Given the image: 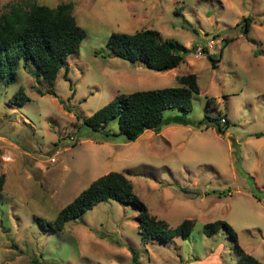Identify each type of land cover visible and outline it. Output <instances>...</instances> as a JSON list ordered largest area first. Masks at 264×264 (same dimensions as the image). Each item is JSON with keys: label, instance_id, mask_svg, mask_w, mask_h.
I'll return each instance as SVG.
<instances>
[{"label": "rangeland", "instance_id": "rangeland-1", "mask_svg": "<svg viewBox=\"0 0 264 264\" xmlns=\"http://www.w3.org/2000/svg\"><path fill=\"white\" fill-rule=\"evenodd\" d=\"M67 1L86 31L68 69L50 85L20 61L15 79L0 84V264H130L128 245L139 264H238L226 229L203 230L218 218L264 264V0H0V11ZM246 16L253 21L242 31ZM140 28L187 46L184 60L156 70L110 52L112 31ZM208 53L219 57L216 66ZM186 72L199 84L192 107L167 108L158 132L127 140L113 134L116 118L100 130L82 122L118 93L177 85ZM19 88L29 98L10 102ZM219 114L228 118L223 131ZM109 170L124 172L149 213L170 227L193 218L190 233L143 241L137 207L112 198L59 230L38 222Z\"/></svg>", "mask_w": 264, "mask_h": 264}, {"label": "trees", "instance_id": "trees-1", "mask_svg": "<svg viewBox=\"0 0 264 264\" xmlns=\"http://www.w3.org/2000/svg\"><path fill=\"white\" fill-rule=\"evenodd\" d=\"M71 8L70 1L59 2L55 6L36 2L24 5L16 2L10 4L7 11H0V84L10 83L15 79V67L20 61L24 65L31 62L36 68V73L42 75L50 85L61 67H64L65 71L68 69L67 56L78 51L81 39L86 33L76 22ZM252 21L251 16H246L240 21L244 26L242 31H247ZM229 39L230 37L225 38V42ZM106 45L112 54L131 62H141L156 70H168L177 66L189 50L174 39L161 37L159 31L154 28H140L132 32L112 31L108 35ZM208 56L212 66H216L219 57L213 56L212 53H208ZM176 78L177 85L118 93L84 116L82 122L93 130H100L106 127L111 119L116 118L118 130L113 134H122L127 140H135L145 129L158 132L163 123L167 122L164 117L165 110H190L192 95L199 91L194 72L178 74ZM50 91L55 93L53 89ZM28 98L24 89L19 88L9 100L22 104ZM206 117L208 120L214 119ZM221 117H225V120L221 121ZM214 123L218 131H223L228 124V118L219 114ZM104 133L106 136L111 134L106 128ZM4 180V173H0V193ZM107 198L132 203L137 207V226L143 241L154 237L169 239L174 235L187 236L194 224L193 218L185 217L179 224L170 227L165 220L151 215L145 203L135 193L130 178L118 170H109L94 178L61 207L53 219H37L43 227L59 230L64 227L66 221L80 216L97 202ZM220 228L226 229L234 249L241 254L238 264L260 263L257 258L243 250L238 242L237 232L229 222L218 218L203 225L206 234H212ZM128 248L132 256L130 264H139L136 249L132 245H128Z\"/></svg>", "mask_w": 264, "mask_h": 264}, {"label": "water", "instance_id": "water-1", "mask_svg": "<svg viewBox=\"0 0 264 264\" xmlns=\"http://www.w3.org/2000/svg\"><path fill=\"white\" fill-rule=\"evenodd\" d=\"M137 64H141V65H143V66H145V67H147V65L146 64H142L141 62H136Z\"/></svg>", "mask_w": 264, "mask_h": 264}, {"label": "built area", "instance_id": "built-area-1", "mask_svg": "<svg viewBox=\"0 0 264 264\" xmlns=\"http://www.w3.org/2000/svg\"><path fill=\"white\" fill-rule=\"evenodd\" d=\"M225 120V117H221V121H224Z\"/></svg>", "mask_w": 264, "mask_h": 264}]
</instances>
